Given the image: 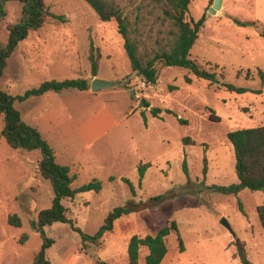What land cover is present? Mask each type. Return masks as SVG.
I'll return each mask as SVG.
<instances>
[{"label":"rangeland","instance_id":"374dc122","mask_svg":"<svg viewBox=\"0 0 264 264\" xmlns=\"http://www.w3.org/2000/svg\"><path fill=\"white\" fill-rule=\"evenodd\" d=\"M45 1L65 21L49 19L30 31L8 58L0 88L18 95L45 80L87 78L86 90L49 91L15 106L41 131L57 161L70 166L74 188L94 178L102 181L99 192H79L63 200L68 216L84 232L94 235L110 211L127 205V213L100 244L84 242L69 223L47 224L45 233L54 239L47 249L51 264H99L97 259L127 264L132 235L154 234L172 220L185 250L180 251L178 232L172 231L161 264H241L236 237L245 242L252 264H264V227L257 210L264 204V192L244 188L233 195L211 187L238 181L228 132L264 125V79L259 74L264 73V0H223V12L215 14L209 12L214 0H191L186 19H206L190 57L216 72L220 84L161 64L158 81L147 84L132 72L116 20H101L86 0ZM116 1L130 12L142 2ZM21 12V2L7 3L0 18L1 41L9 39L7 25L19 21ZM149 29L145 27V36L152 35L153 42L157 27L152 33ZM91 42L99 58L96 76ZM127 76L131 78L124 88L120 82ZM96 77L117 84L92 90ZM224 82L249 91H230ZM143 98L150 107L140 106ZM153 107L162 110L159 116H153ZM3 127L0 114V131ZM185 137L193 143L185 144ZM40 158V150L16 149L0 138V264H32L42 246L35 225L40 211L52 205L53 187L38 172ZM185 158L189 174L183 168ZM145 162L151 166L140 182L139 165ZM11 214L20 217V226L9 224ZM223 218L234 233L221 223ZM147 252L141 248V263Z\"/></svg>","mask_w":264,"mask_h":264},{"label":"trees","instance_id":"16d2710c","mask_svg":"<svg viewBox=\"0 0 264 264\" xmlns=\"http://www.w3.org/2000/svg\"><path fill=\"white\" fill-rule=\"evenodd\" d=\"M10 1L13 0H0V18L6 15V5ZM15 1L22 3V12L19 21L7 25L9 39L7 41L0 40V78L4 74L8 58L16 50L19 43L27 38L30 31L41 28L49 19L60 21L66 19L65 15L53 13L45 0ZM86 1L101 20L117 21L118 31L123 36L124 47L130 60L132 72L134 75L142 77L145 83L155 84L158 81V64L189 69L198 78L206 79L210 83H221L216 72L205 69L199 62L190 57V51L198 39L206 19L205 15L198 20L186 19L191 0H142L140 4L136 5L135 12L125 10L116 0ZM146 26H149L151 33L154 27H157L158 36L153 42H151V34V36H145ZM261 35L264 37V28ZM89 57L92 61V75L96 76L99 70V58L95 54V46L92 42ZM259 74L264 79L262 70H259ZM130 78L131 76H127V80L120 82L124 88L128 87L127 83ZM186 80L189 83L192 81L190 76H186ZM222 85L230 91L239 93L249 91L246 87L236 86L229 82H224ZM89 87L87 78H72L45 80L39 86L18 95H12L0 88V114L4 120L0 138L4 137L9 145L16 149L40 150L41 158L38 163V172L44 178L49 179L53 187L52 205L40 211L35 225L43 243L40 250L35 253L32 264H51L47 249L54 243V239L45 233L47 224L55 221L69 223L75 231L81 234L84 242L90 241L100 244L104 234L113 230L115 221L127 213V205L115 207L108 213L103 225L94 235L84 232L68 216L67 207L63 200L74 198L79 192L90 190L99 192L102 189V181L94 178L74 188L72 186L74 177L70 174V166L57 161L53 147L43 137L41 131L36 126L27 123L15 106L16 101L41 96L49 91L86 90ZM140 106L150 107V104L146 98H143ZM151 112L153 116H159L162 110L153 107ZM141 114L146 122L147 116L144 110L141 111ZM210 118L213 120L212 114ZM179 120L186 123V120L180 117ZM227 136L234 147L238 181L230 185H212L211 187L223 194L233 195H238L244 188L264 192V125L235 129L229 131ZM183 141L185 144L192 142L190 137H185ZM150 166V162L139 165L140 182ZM183 168L186 174H189L186 158L183 162ZM207 168V159L205 158V172ZM128 183L133 187L130 182ZM240 207L242 208L241 202ZM257 210L264 227V204L259 205ZM8 222L15 226L21 225V219L17 214L9 215ZM172 231L178 232L179 249L184 251L185 245L179 232L178 223L176 220H172L170 224L161 227L154 234L132 235L128 241L127 264H161L168 253L166 238ZM234 244L237 249L236 255L241 264H252L247 256L245 242L236 237ZM142 247L148 249L144 263L140 262ZM97 262L99 264H111L101 259H97Z\"/></svg>","mask_w":264,"mask_h":264},{"label":"water","instance_id":"95a60500","mask_svg":"<svg viewBox=\"0 0 264 264\" xmlns=\"http://www.w3.org/2000/svg\"><path fill=\"white\" fill-rule=\"evenodd\" d=\"M222 1L223 0H214L213 5L209 8V12L212 14L222 13L223 12L221 9ZM115 83H116V81L103 80V79L96 77L91 82V89L92 90H99V89L107 87V86H112ZM130 91H131V94L136 96L134 90H130ZM221 223L224 224V226H226L228 229H230L232 233H234L232 230V227H231L230 223L227 221V219L223 218L221 220Z\"/></svg>","mask_w":264,"mask_h":264},{"label":"crops","instance_id":"0c3cea01","mask_svg":"<svg viewBox=\"0 0 264 264\" xmlns=\"http://www.w3.org/2000/svg\"><path fill=\"white\" fill-rule=\"evenodd\" d=\"M115 84H117V82H116ZM115 84H114V85H115Z\"/></svg>","mask_w":264,"mask_h":264}]
</instances>
